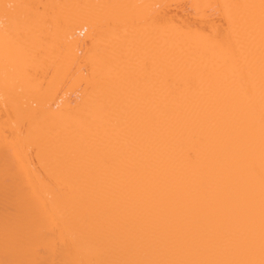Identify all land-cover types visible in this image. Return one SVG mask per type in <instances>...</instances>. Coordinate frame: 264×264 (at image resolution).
Instances as JSON below:
<instances>
[{
  "label": "bare ground",
  "instance_id": "1",
  "mask_svg": "<svg viewBox=\"0 0 264 264\" xmlns=\"http://www.w3.org/2000/svg\"><path fill=\"white\" fill-rule=\"evenodd\" d=\"M0 264H264V0H0Z\"/></svg>",
  "mask_w": 264,
  "mask_h": 264
}]
</instances>
